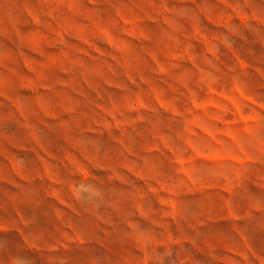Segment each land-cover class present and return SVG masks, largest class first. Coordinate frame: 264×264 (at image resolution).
I'll list each match as a JSON object with an SVG mask.
<instances>
[{
    "label": "rangeland",
    "instance_id": "rangeland-1",
    "mask_svg": "<svg viewBox=\"0 0 264 264\" xmlns=\"http://www.w3.org/2000/svg\"><path fill=\"white\" fill-rule=\"evenodd\" d=\"M0 264H264V0H0Z\"/></svg>",
    "mask_w": 264,
    "mask_h": 264
}]
</instances>
